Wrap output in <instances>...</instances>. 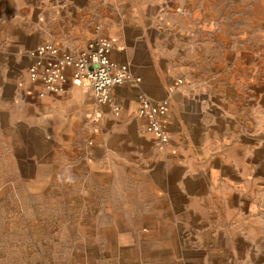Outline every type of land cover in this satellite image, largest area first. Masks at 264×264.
<instances>
[{"label": "crops", "instance_id": "crops-1", "mask_svg": "<svg viewBox=\"0 0 264 264\" xmlns=\"http://www.w3.org/2000/svg\"><path fill=\"white\" fill-rule=\"evenodd\" d=\"M198 15L178 0H0V132L21 124L66 148L107 225L165 228L178 211L184 249L207 236L231 245L233 264H264V80L252 91L250 53L214 42ZM98 37L141 79L112 88L119 115L86 82L41 97L29 53L52 42L79 55ZM139 93L169 101L164 148L146 132Z\"/></svg>", "mask_w": 264, "mask_h": 264}, {"label": "rangeland", "instance_id": "rangeland-1", "mask_svg": "<svg viewBox=\"0 0 264 264\" xmlns=\"http://www.w3.org/2000/svg\"><path fill=\"white\" fill-rule=\"evenodd\" d=\"M178 1L183 14L198 13L202 24L218 32L214 42L229 41L235 52L250 53L254 91L257 80H264V0ZM242 81L239 89L247 87ZM16 126L0 132V264L234 263L226 254L231 245L207 236L184 249L182 212H172L178 223L165 228L151 222L107 225L113 221L100 219L98 195H88L91 188L69 169L73 159L66 148ZM80 138L86 147L93 144L83 131Z\"/></svg>", "mask_w": 264, "mask_h": 264}, {"label": "built area", "instance_id": "built-area-1", "mask_svg": "<svg viewBox=\"0 0 264 264\" xmlns=\"http://www.w3.org/2000/svg\"><path fill=\"white\" fill-rule=\"evenodd\" d=\"M112 49V41L105 37L94 39L79 55L46 42L29 53L32 63L27 69L28 78L32 83L43 84L45 92L40 94L41 97L46 92L54 95L65 93L69 80L74 86H82L86 82L96 101L112 107L114 113L119 115L120 109L111 95L112 88L128 82L140 83L141 79L132 75L128 65L111 60ZM68 70L71 71L70 75ZM138 102L139 116L147 122L146 132L157 147H166L170 136L163 127L162 118L169 110V101H154L145 93H139Z\"/></svg>", "mask_w": 264, "mask_h": 264}]
</instances>
